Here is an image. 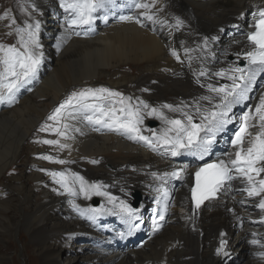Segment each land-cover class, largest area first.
<instances>
[{
  "label": "bare ground",
  "instance_id": "6f19581e",
  "mask_svg": "<svg viewBox=\"0 0 264 264\" xmlns=\"http://www.w3.org/2000/svg\"><path fill=\"white\" fill-rule=\"evenodd\" d=\"M18 1L21 14L8 5L10 14L0 19V44L7 46L15 41L13 45L18 46L15 27L39 21L42 61L35 78L16 93L15 102L0 103V264H13L15 257L10 252L23 262V258L30 259L31 264H60L62 252L70 248L75 252L90 249L92 252L82 259L88 264H112L119 257L122 259L118 264H225L227 260L243 264L237 251L247 248L251 264H264V223L260 222L264 211L256 207L259 197L249 198L245 192H238L245 182L233 180L231 191H222L217 199L195 212L189 200L195 170L205 163L227 159L234 151L231 139L238 129L236 118L254 107L252 93L258 101L264 93V72L257 73L249 99L233 106L234 123L216 137L211 152L203 159L187 153L172 157L163 149L153 152L127 134L79 119L68 121L73 126L70 139L39 131L45 124L56 127L48 116L73 91L92 88L76 90L84 83H102L119 93L125 90V98L134 104L147 103L149 109L142 111V129L146 113L155 102L162 106L181 103L184 111L194 112L200 97L213 96L207 90L208 84H231L227 75H216L235 66L225 62L228 55L246 63L243 55L252 47L246 37L264 0H154L152 20L142 9L131 6L141 0H115L90 29L69 27L70 14L61 8L60 0ZM142 2L152 4L153 0ZM29 4L37 10L32 12ZM105 15L107 21L102 18ZM121 16H131L132 20L121 21ZM12 19L16 24L9 27ZM177 20L181 21L179 26ZM58 40H66L59 51ZM172 50L184 64L175 62ZM134 70L139 72L132 77ZM201 70L203 76L199 75ZM127 80L130 84L125 87ZM199 103L209 107L206 101ZM164 110L167 118L180 117L179 112ZM159 124L160 129L165 126L161 119ZM49 139L68 147L39 143ZM83 154L98 160L99 165L85 167L77 159ZM41 156L66 163L50 162ZM185 165L184 179L175 183L167 178L165 184L152 176ZM98 166L100 171L96 173ZM49 172L78 175L89 184L91 180H102L105 183L101 191L116 197L117 205L123 200L130 206L131 195L138 193L141 203L133 208L138 218L130 225L126 218L108 211L113 204L105 196L85 199L78 193V184L76 195L66 194ZM158 188L169 193L168 214L162 230L153 232L151 216L158 207L157 197H162ZM12 197L16 203L11 204ZM93 198L99 199L96 208L105 209L95 222L87 218L91 213L81 215L69 203L73 201L86 210L92 208L89 202ZM16 234L20 246L14 243ZM79 237L87 238L97 249L92 250L90 243H74ZM134 238L143 240V249L124 245ZM222 240L223 250L218 255ZM252 240L257 243H250Z\"/></svg>",
  "mask_w": 264,
  "mask_h": 264
},
{
  "label": "snow or ice",
  "instance_id": "6c2138e0",
  "mask_svg": "<svg viewBox=\"0 0 264 264\" xmlns=\"http://www.w3.org/2000/svg\"><path fill=\"white\" fill-rule=\"evenodd\" d=\"M114 2L115 0H60V6L70 14L69 27L87 26L90 29L99 14L107 10L108 6ZM131 6L137 10L142 9L147 19H153L151 8L155 6L154 0L152 4L141 0ZM27 7L31 8L32 12L37 10L34 4H29ZM3 18L0 17V19ZM102 18L107 21L106 15ZM120 20L131 21L132 17L121 16ZM180 23L181 21L177 20V26ZM15 24V19H12L9 27ZM40 28L39 21L26 22L23 27L14 29L18 46L0 44V103L6 102L11 105L16 100V93L35 78L42 61ZM250 28L253 31L247 34L246 39L252 47L243 55L246 62L244 66H234L216 73L219 77L227 75L231 84L219 87L208 84L207 90L213 93V96L199 98L206 101L209 107L202 106L199 100L194 105V112L174 108L169 104L162 106L169 111L179 112V118H167L155 108L146 113L148 116L155 115L163 121L165 126L159 133L152 131L151 136L143 135L140 125L143 124L142 111L149 109L147 103L139 101L134 104L130 98H125L121 93L104 87L73 91L47 118L53 121L56 127L45 124L39 131L51 132L62 139H70V130H73V126L68 121L79 119L89 124L101 125L111 131L127 134L129 139L143 142L153 152L163 149L172 157L187 153L203 159L211 152L216 137L224 132L228 125L234 123L233 106L242 100L249 99L248 94L252 91L257 73L264 72V9L259 10L258 18L254 19ZM64 42L66 40H58L57 51ZM206 46L207 40H205ZM171 54L179 60L175 50H172ZM204 74L203 70L199 72L200 76ZM197 117L199 123L195 122ZM236 119L238 129L231 139L234 151L228 154L227 159L205 163L194 172L195 183L190 189L193 212L199 209L204 201L216 199L222 191H231V183L237 179L245 182V187L239 191L245 192L249 198L259 197L256 207L264 211V93L260 95L259 102L253 108ZM74 130L80 131L79 128ZM39 143L59 148L68 147L55 139L43 140ZM39 158L58 164L66 163L64 160H53L50 156ZM186 172L187 165L162 175L152 173V176L166 184L167 178L183 180ZM47 174L69 195L77 194L76 185L78 184V193L85 199H90L93 195L105 196L108 202L113 204V209L108 211L120 215L122 219L126 218V222L130 225L138 218L135 209L123 200L117 205L115 203L117 198L101 191V185L89 184L83 177L70 173L49 172ZM157 192L162 193L165 203L158 213L159 220L156 218L152 220L153 232L160 229L159 221L165 218L166 201L169 199V193L163 188H158ZM160 202V196H158L157 203ZM69 203L81 215L85 211L91 213L87 218L93 222L105 211L103 206L85 210L73 201ZM117 208L118 212L114 211ZM260 222L264 223V217ZM250 243L256 244L257 241L252 240ZM223 245L222 240L221 247L217 249L218 255L221 254Z\"/></svg>",
  "mask_w": 264,
  "mask_h": 264
},
{
  "label": "rangeland",
  "instance_id": "374dc122",
  "mask_svg": "<svg viewBox=\"0 0 264 264\" xmlns=\"http://www.w3.org/2000/svg\"><path fill=\"white\" fill-rule=\"evenodd\" d=\"M5 5V8H3V6ZM8 5H10V8L13 10V12H19V14H21V8H22V5L20 4V2L18 1V0H3L2 2L0 1V17H4V18H6V16H7V14H10V13H8L7 12V9H8ZM2 6V7H1ZM99 25H100V23H99ZM13 27V26H12ZM44 36V35H43ZM14 42V41H13ZM12 42V43H13ZM11 43V44H12ZM195 44V43H194ZM57 45V44H56ZM53 47H54V44L52 45ZM181 54L183 55L184 54V52L182 51L181 52ZM53 58H57V56L54 54L53 55ZM52 60V59H51ZM226 61H228V62H234L235 60H234V58H233V56H231V55H229V56H227L226 57ZM175 62L176 63H180V64H184L185 63V61L179 56V60H175ZM235 63H236V65L237 66H242V64L244 63L243 61H235ZM128 71V70H127ZM139 71L138 70H134V73L132 74V77L135 75V74H137ZM126 85H125V87H127L129 84H130V82H129V80H127L126 81ZM84 86H91V87H94V88H101V87H104V88H108V89H111V88H109V87H107L105 84H100V85H93L92 83L90 84V83H84L82 86H80V87H78L76 90H79L80 88H82V87H84ZM112 90V89H111ZM258 90H259V88H258ZM113 91H116V90H113ZM118 92V91H117ZM125 90H122V95L124 96V94H125ZM28 94H31V93H28ZM252 96H253V100H254V103L255 104H257L259 101H258V97L255 95V92L254 93H252ZM22 99V98H21ZM158 105H159V107H161V104L159 103H156L155 102V104H154V106L157 108V110H158ZM159 111V110H158ZM196 122V121H195ZM159 128V126H158V123H157V116H155V115H153V116H149V118L146 120V122L144 123V129H143V135H147V134H151L152 133V131H156L157 133L160 131V128ZM159 130V131H158ZM236 131V130H235ZM113 153H115V151L113 152ZM92 156H90V157H88V156H85L84 154H83V156L82 157H78L77 159H79V161H82L83 162V164H84V166L85 167H89V165H91L92 164V161H98V160H96L95 158H93ZM76 159V161H78ZM91 162V163H90ZM97 165H99V161L96 163ZM99 167V166H98ZM107 168L108 169H110V167L109 166H107ZM99 171H100V167L98 168V170H97V172L96 173H99ZM14 174H15V172H14ZM7 175L8 176H11L10 175V173L8 172L7 173ZM94 181H96V180H91L90 181V183L91 184H94L93 182ZM102 180H99L98 182H101ZM238 192H240V191H238ZM140 196V195H139ZM14 197H12L11 198V204L12 203H16V201H14V200H12ZM132 199L130 200V206H131V203H132ZM140 201H141V196H140ZM140 201H139V203H138V206L140 205ZM98 204H99V200H98V198H94L93 200H91V202H90V206H92V207H97L98 206ZM137 206V207H138ZM132 207V206H131ZM231 212H233V211H231ZM228 213H230V212H228ZM166 225V221H165V224H164V226ZM175 226V225H174ZM167 228V227H166ZM8 231V230H7ZM21 235V234H20ZM16 236V238H15V240L16 241H14V243L15 244H17V246H20V244H19V242H18V239H17V234L15 235ZM23 236H26V237H28L25 233H23ZM90 238H97V237H93V236H89ZM231 238L233 239L234 238V236L232 235L231 236ZM27 240H28V238H27ZM80 243V244H84V243H90L91 245H92V247H93V249L92 250H96L97 248L94 246V244L93 243H91L87 238H85V237H79V239H77V241L76 240H74V243ZM141 242V240H138V242H136L135 240H133V241H131V242H129V243H125L124 245H127V246H131V248H133L134 250H141V249H143V247H140L138 244ZM31 248H33V246L31 245ZM240 249V250H239ZM238 249V253L237 254H240V255H242V259H241V263H247V264H251L250 263V253H249V250L247 249V248H244V249H241V248H239ZM33 250V249H32ZM90 252H92L90 249H83L82 251H80V252H75L73 249H69L68 251H63L62 252V254H61V263L60 264H65L66 262L68 263V264H88V263H84V261L82 260L84 257H86ZM10 254H11V257L13 256V257H15L13 260H12V262H13V264H18L17 263V261H18V259L20 260V264H31L30 262V259H28V258H23L24 259V262L21 260V257H19V255H15V253H11L10 252ZM247 254H249V255H247ZM32 255H33V251H32ZM69 255V256H68ZM79 255H80V257H79ZM68 256V257H67ZM17 257H18V259H17ZM74 257V258H73ZM77 257V258H76ZM230 258H232V256H230ZM69 259V260H68ZM71 259V260H70ZM80 261H79V260ZM121 257H119V258H116V259H114L113 260V262H112V264H118L120 261H121ZM64 260H66V261H64ZM74 260V261H73ZM73 261V262H72ZM249 262V263H248ZM225 264H238V262H234V261H226L225 262Z\"/></svg>",
  "mask_w": 264,
  "mask_h": 264
},
{
  "label": "water",
  "instance_id": "95a60500",
  "mask_svg": "<svg viewBox=\"0 0 264 264\" xmlns=\"http://www.w3.org/2000/svg\"><path fill=\"white\" fill-rule=\"evenodd\" d=\"M135 204H136V203H135ZM135 204H134V205H135Z\"/></svg>",
  "mask_w": 264,
  "mask_h": 264
}]
</instances>
